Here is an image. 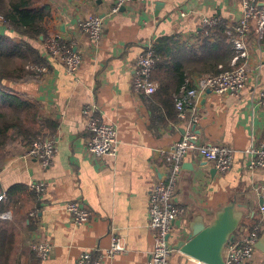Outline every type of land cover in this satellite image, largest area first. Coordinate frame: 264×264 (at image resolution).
I'll return each instance as SVG.
<instances>
[{
  "label": "crops",
  "instance_id": "crops-1",
  "mask_svg": "<svg viewBox=\"0 0 264 264\" xmlns=\"http://www.w3.org/2000/svg\"><path fill=\"white\" fill-rule=\"evenodd\" d=\"M44 3L52 14L48 35L72 44L83 61L78 72L69 75L63 64L49 61L44 38L22 39L0 25V34L31 43L42 57L40 64L47 67L42 74L26 68L29 75L14 82L12 89L37 108V114L35 109L24 112V123L34 133L41 132L37 138H53L57 147L53 161L45 167L24 157L30 140L13 130L0 141V264H78L84 251L97 256L109 248L114 234L126 238L127 252L102 264H149L156 243L149 227L150 192L168 177L166 154L189 127L176 116V108L162 106L155 95L134 93L136 61L147 44L163 37L202 49L203 19L220 18L226 27H236L242 16L240 0H148L118 13L113 12L115 0ZM91 15L104 20V36L98 44L79 27ZM247 41L252 69L248 86L239 95L208 92L198 103L201 120L196 130L201 142L231 148L234 165L220 174L198 154L185 159L176 201L186 215L176 221L169 238L175 250L172 264H207L175 247L195 226L213 227L226 209L234 228L224 258L228 246L255 227L260 228V240L264 235L257 191L264 184V168L251 170L247 153L252 135L259 144L264 133V107L257 104L264 91V36L257 35L255 21ZM203 75L194 72L190 77ZM89 104L98 105L103 120L118 127L117 156L96 157L88 151L91 133L82 111ZM32 182H44L45 190L30 191ZM69 202L86 207L91 221L74 225L66 209ZM43 241L52 247L46 259L32 248ZM245 264H264V252L256 249Z\"/></svg>",
  "mask_w": 264,
  "mask_h": 264
},
{
  "label": "built area",
  "instance_id": "built-area-1",
  "mask_svg": "<svg viewBox=\"0 0 264 264\" xmlns=\"http://www.w3.org/2000/svg\"><path fill=\"white\" fill-rule=\"evenodd\" d=\"M148 0H115L114 13L120 12L128 5L142 4ZM242 16L236 25L227 34L231 37L234 58L228 68L220 66V72L216 75L208 74L196 79L187 78L175 101V108L181 121L188 123V130L184 137L170 147L166 154L168 161V177L161 178L150 192L149 227L156 234L155 247L151 252L149 264H172L171 257L174 248L169 238L174 231L177 220L186 215V210L177 204L178 183L185 159L190 154H198L202 159L214 166L220 173L225 174L234 165V151L226 145L205 144L201 142L200 134L196 126L201 120L198 103L208 92L216 94L239 95L249 84L251 77L250 53L248 46V34L252 23L256 22V33L259 38L264 36V0H240ZM186 17L185 12L182 13ZM4 18L0 16V25ZM224 22L220 18H204L202 26L204 31L216 27ZM80 30L93 44H98L104 36V20L96 15L88 16L80 22ZM207 35V34H206ZM45 52L49 61L61 63L69 75H75L83 61L82 55L74 50V46L66 42L62 37L49 36L44 42ZM157 65L155 43L151 42L144 47L143 52L136 61L135 75L132 81V89L137 95L151 97L158 90V83L153 80V72ZM27 70L42 74L47 72L45 65H30ZM259 74V73H258ZM260 74L258 75V79ZM258 106L264 107V91L260 92L257 100ZM86 127L91 138L88 143V151L96 156L115 157L118 154L119 131L115 124L107 123L99 113L96 104L86 105L82 111ZM57 152L55 140L49 137H38L30 143L25 158L40 161L45 167L53 161ZM249 156L248 167L251 170L264 168V133L259 144L252 135L251 144L247 149ZM44 182H32L30 191L41 193L45 190ZM262 200L261 213L264 218V184L257 188ZM3 196L0 197V202ZM67 211L71 214L74 225L82 226L91 221L92 213L78 202L66 204ZM36 212L31 213L34 216ZM7 215H4L6 217ZM260 228L255 227L250 234L228 246L225 254V264H245L253 259L257 244L260 240ZM32 248L41 259H46L52 250L47 241L35 243ZM127 252L126 238L114 234L111 245L97 256L92 251H84L78 260V264H102L105 259L114 258Z\"/></svg>",
  "mask_w": 264,
  "mask_h": 264
},
{
  "label": "trees",
  "instance_id": "trees-1",
  "mask_svg": "<svg viewBox=\"0 0 264 264\" xmlns=\"http://www.w3.org/2000/svg\"><path fill=\"white\" fill-rule=\"evenodd\" d=\"M44 2L45 0H0V16L4 18L2 24L22 39L39 40L43 37L46 40L49 37L52 14ZM230 39L225 24L205 31L202 49L179 45L173 37L160 38L155 44L157 65L152 78L158 83L159 87L154 95L161 105L175 111L176 98L186 79L191 78L190 74L196 72L201 75H216L221 70L220 66L228 68L235 55ZM42 61L39 51L31 43L25 40L16 42L9 33L0 34V141L5 140L10 130L16 136L30 140L29 143L41 134L34 133L23 121L25 111L35 109L37 114L36 106L15 94L12 84L29 75L26 64H40ZM11 64L13 69L9 67ZM177 114L176 112V116Z\"/></svg>",
  "mask_w": 264,
  "mask_h": 264
},
{
  "label": "water",
  "instance_id": "water-1",
  "mask_svg": "<svg viewBox=\"0 0 264 264\" xmlns=\"http://www.w3.org/2000/svg\"><path fill=\"white\" fill-rule=\"evenodd\" d=\"M233 228L234 222L229 209H226L213 227L195 226L192 233L179 241L175 249H181L207 264H225L223 251ZM257 249L264 252V235Z\"/></svg>",
  "mask_w": 264,
  "mask_h": 264
},
{
  "label": "rangeland",
  "instance_id": "rangeland-1",
  "mask_svg": "<svg viewBox=\"0 0 264 264\" xmlns=\"http://www.w3.org/2000/svg\"><path fill=\"white\" fill-rule=\"evenodd\" d=\"M87 18V17H86ZM30 65H39L38 63H28V65L26 64V68L28 67V66H30ZM9 67L11 68V69H13V64H11V65H9ZM28 71H31V70H28Z\"/></svg>",
  "mask_w": 264,
  "mask_h": 264
}]
</instances>
